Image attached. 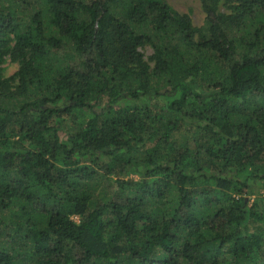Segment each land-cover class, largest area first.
Returning a JSON list of instances; mask_svg holds the SVG:
<instances>
[{"label": "trees", "instance_id": "trees-1", "mask_svg": "<svg viewBox=\"0 0 264 264\" xmlns=\"http://www.w3.org/2000/svg\"><path fill=\"white\" fill-rule=\"evenodd\" d=\"M200 2L0 0V264H264V0Z\"/></svg>", "mask_w": 264, "mask_h": 264}, {"label": "rangeland", "instance_id": "rangeland-1", "mask_svg": "<svg viewBox=\"0 0 264 264\" xmlns=\"http://www.w3.org/2000/svg\"><path fill=\"white\" fill-rule=\"evenodd\" d=\"M175 10L180 13H186L191 16L194 25L202 26L205 21V13L202 9L200 0H166ZM140 51L144 54V57L147 61H150V57L153 55V49L150 46L140 48ZM4 67V76L9 77L14 74L18 68L19 64L11 62L9 59L3 64ZM84 119L87 116L82 115ZM71 123H67L70 125ZM66 130L64 131L65 134ZM134 177H138L134 175ZM258 196L264 197V187L259 188ZM255 196H252L250 199L253 200Z\"/></svg>", "mask_w": 264, "mask_h": 264}]
</instances>
